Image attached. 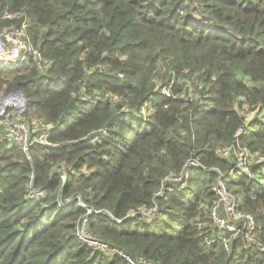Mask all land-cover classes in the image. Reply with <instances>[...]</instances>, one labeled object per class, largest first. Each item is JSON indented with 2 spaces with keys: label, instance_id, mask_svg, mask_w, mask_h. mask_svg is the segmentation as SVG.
<instances>
[{
  "label": "trees",
  "instance_id": "1",
  "mask_svg": "<svg viewBox=\"0 0 264 264\" xmlns=\"http://www.w3.org/2000/svg\"><path fill=\"white\" fill-rule=\"evenodd\" d=\"M23 21L46 68L0 63V89L21 90L26 113L54 129L28 152L0 140V264H129L76 236L80 202L101 211L88 216L90 231L133 257L264 264L245 221L233 237L210 217L220 170L264 241V163L249 179L218 154L240 128L264 154V0H0V29ZM174 75L173 96L157 94ZM189 158L205 168L157 195ZM154 205L150 222L128 216Z\"/></svg>",
  "mask_w": 264,
  "mask_h": 264
},
{
  "label": "built area",
  "instance_id": "2",
  "mask_svg": "<svg viewBox=\"0 0 264 264\" xmlns=\"http://www.w3.org/2000/svg\"><path fill=\"white\" fill-rule=\"evenodd\" d=\"M16 15L5 12L6 18H14ZM12 48V50H9ZM31 62L38 64L39 68L44 71L46 60L32 44L26 22L23 21L20 26H10L0 29V63H8L10 65H25L29 67ZM185 70V74H188ZM183 82V80L181 81ZM188 82L190 84H188ZM198 84L196 80L187 81L186 84ZM27 102L25 103L23 95L18 90L0 93V125L3 131L0 132V140L10 144H17L28 152L35 144L48 143L52 130L53 122L43 117H33L26 113ZM144 108L143 113H145ZM149 111V110H148ZM242 128H240L235 137V141L218 150L220 157L234 161V167L231 172H238L240 175L253 179L260 177L262 171L255 169L254 166L264 163V154L260 151H252L248 146L240 140ZM193 168H205L197 159L189 158L182 169L178 173H169L163 177L162 189L157 195L162 196L165 188L170 191H180L187 186L190 176V170ZM263 170V169H262ZM219 171L218 184L214 191L216 198L210 208V217L215 226L219 229L229 231L233 237L241 233V228L235 223L245 221V238L248 243H252L264 250V241L257 237V224L255 218L248 213H242L239 210V201L229 192L223 185V173ZM60 177L65 180L66 173H61ZM264 181V177H261ZM174 185V186H169ZM81 196L76 194L73 197H67V202L74 199H80ZM89 215L91 213H100L101 211L88 208ZM140 215L147 222L152 221L157 215V205L151 207H142L138 211L129 213V217ZM118 223H122L124 219H117ZM202 227V224H198ZM76 236L84 241L93 251L102 252L105 255H119L129 264H154L144 256L133 257L129 253L119 248H115L110 244L97 238L88 227V216L85 215L80 219L76 230ZM228 248V245L226 244Z\"/></svg>",
  "mask_w": 264,
  "mask_h": 264
},
{
  "label": "rangeland",
  "instance_id": "3",
  "mask_svg": "<svg viewBox=\"0 0 264 264\" xmlns=\"http://www.w3.org/2000/svg\"><path fill=\"white\" fill-rule=\"evenodd\" d=\"M187 16H188V18H189L190 21L197 22L196 20L198 18L200 19V16H202V14L200 12H195L194 10H191V12H189ZM14 26H16V25H14ZM162 66H163V64L160 62L159 63V67H162ZM174 77H175V75H174ZM175 84H176V77L173 78L170 82H168L167 85H165V86H163L161 88H157V91L156 92H157V94L164 95L166 97H172L173 96V87H174ZM188 84H190V83L188 82ZM178 85H180V84H178ZM6 90H7V84L5 83L3 85V88L0 89V93L7 92ZM149 106H152V103L151 102H149L145 106V108H146L145 113H147V114L149 113V111H148ZM236 106H238L237 103H236ZM242 111H243V113L247 112V114L250 112L249 113V116H253L254 114H256V111L251 112L250 110H247L246 108H243ZM32 116H35L36 117V116H40V114H38V113H36V112L33 111V115ZM261 117L264 118V114ZM79 204L87 211L85 215L89 216V211H88V208L89 207H86L85 204L82 203V202H80ZM85 215L81 216L80 219H82ZM80 219H79V221H80ZM79 221H78V224H79ZM75 233H76V230H75Z\"/></svg>",
  "mask_w": 264,
  "mask_h": 264
},
{
  "label": "water",
  "instance_id": "4",
  "mask_svg": "<svg viewBox=\"0 0 264 264\" xmlns=\"http://www.w3.org/2000/svg\"><path fill=\"white\" fill-rule=\"evenodd\" d=\"M196 21H197V22H200V19L198 18ZM18 91L23 95L24 101H25V103H26L25 95L23 94V92H22L21 90L18 89Z\"/></svg>",
  "mask_w": 264,
  "mask_h": 264
},
{
  "label": "crops",
  "instance_id": "5",
  "mask_svg": "<svg viewBox=\"0 0 264 264\" xmlns=\"http://www.w3.org/2000/svg\"><path fill=\"white\" fill-rule=\"evenodd\" d=\"M9 50H12V48H10ZM16 90H18V89H16ZM32 115H29V116H32ZM33 117H35V116H33ZM36 117H39V116H36ZM2 131H3V127H2V125H0V132H2Z\"/></svg>",
  "mask_w": 264,
  "mask_h": 264
}]
</instances>
